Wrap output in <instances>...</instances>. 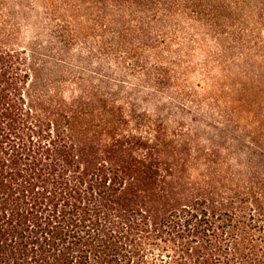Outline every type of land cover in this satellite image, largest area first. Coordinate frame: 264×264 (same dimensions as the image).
Segmentation results:
<instances>
[{
	"label": "trees",
	"instance_id": "1",
	"mask_svg": "<svg viewBox=\"0 0 264 264\" xmlns=\"http://www.w3.org/2000/svg\"><path fill=\"white\" fill-rule=\"evenodd\" d=\"M218 1L30 0L50 35L0 39V264H264V100L194 35Z\"/></svg>",
	"mask_w": 264,
	"mask_h": 264
},
{
	"label": "rangeland",
	"instance_id": "2",
	"mask_svg": "<svg viewBox=\"0 0 264 264\" xmlns=\"http://www.w3.org/2000/svg\"><path fill=\"white\" fill-rule=\"evenodd\" d=\"M253 1L258 3L256 8L252 4V1L239 2L237 0H219L215 10H213L215 15L214 18L207 21L213 24V27H211L212 29L210 31L206 30L207 34L194 30L196 33L194 35L195 37L208 38L205 41L206 45L204 47L206 54L209 53V55L218 58L222 56L220 59L223 60H229L230 57H235L236 60L230 63L229 68L235 69L239 65L247 67V71L250 73L249 77L253 78V75L255 76L253 82L257 87V91L253 92L252 95L253 101H263L264 95L260 93L259 90L261 87L264 88V49L256 55L254 52H251L250 54L253 55H251L252 59L245 63L243 59L240 58L242 57L241 53L250 52L249 47L252 46L250 42L254 41L255 37L264 40V9L260 8L264 0ZM76 3L80 2L76 1ZM80 4L82 7L85 5V3ZM67 6L68 8H66L65 13L70 14L75 6ZM89 12L90 10L81 9L76 13V21L81 24H91L92 15H90ZM70 20L72 21V19ZM198 24L199 23L195 22V25ZM48 35H50L48 21L38 2L32 3L30 0H0V39L8 38L10 42H16L20 46L28 47L35 37H47ZM210 37H222L219 48L214 46ZM194 58L195 61H198V59H200V54L195 53ZM259 59L263 61L258 62ZM211 72L213 75L219 77L222 75L218 73L216 69H212ZM239 76V79L243 82L248 78V76L245 75ZM233 78L234 77L231 79ZM189 79L193 83L197 81L202 83V77L198 72L191 74ZM224 90V87H219L214 90L208 87L206 92L202 95L206 97L212 96L214 101L217 98L219 100L218 104L221 105V110L223 111L224 103L227 98L226 92H223ZM229 108L230 110H234L232 107ZM252 108L255 113L259 112L256 107ZM217 115L220 117L222 112L219 111ZM236 117H239L238 113L232 116V120L236 119ZM213 125L214 123H211V126ZM211 126L209 127L211 128ZM234 127L235 126L231 128ZM236 132L238 131L236 130Z\"/></svg>",
	"mask_w": 264,
	"mask_h": 264
}]
</instances>
